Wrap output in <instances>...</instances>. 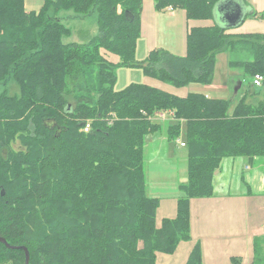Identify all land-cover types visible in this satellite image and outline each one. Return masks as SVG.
Returning a JSON list of instances; mask_svg holds the SVG:
<instances>
[{"label":"trees","instance_id":"1","mask_svg":"<svg viewBox=\"0 0 264 264\" xmlns=\"http://www.w3.org/2000/svg\"><path fill=\"white\" fill-rule=\"evenodd\" d=\"M154 1L157 10L211 19L222 0ZM142 9L143 0H43L39 12H27L25 0H0V84L12 80L19 89L0 91V238L26 247L29 264H158L157 252L172 254L191 239V199L216 194L215 173L226 158L264 160L261 90L233 110L228 99L182 98L144 83L116 90L117 67L138 64ZM69 10H95L99 34L65 42L72 30L56 17ZM227 30L192 27L185 55L154 49L140 67L176 87L210 83L217 54L230 51V64L252 78L264 74V33ZM168 109L178 121L149 119ZM164 125L170 139L185 132L188 181L177 216L158 227L145 143ZM0 264H26L25 251L0 242ZM186 264H203L200 244ZM253 264H264V237L255 241Z\"/></svg>","mask_w":264,"mask_h":264},{"label":"crops","instance_id":"2","mask_svg":"<svg viewBox=\"0 0 264 264\" xmlns=\"http://www.w3.org/2000/svg\"><path fill=\"white\" fill-rule=\"evenodd\" d=\"M234 1L222 0L216 6L214 16L218 25L227 27L228 32L242 33L234 30L245 25V20L249 16L259 19L258 23H263L260 20L262 16L260 13L264 10V0H239L238 9L243 7L247 14V18L239 25L225 16V12L230 11ZM42 6L43 0H25L27 12H39ZM253 13L256 15H248ZM208 20L189 19L185 10L171 6L157 10L154 0H143L141 37L138 41L137 56L143 48L141 62L145 61L151 50L158 48L166 49L176 55H185L189 29L212 26L213 24L206 22ZM102 53L110 61L120 62L119 56L106 50H102ZM143 75L141 83L178 97L184 98L189 93H194L188 87L190 84L176 87L147 76L144 72ZM258 89L264 87H255L252 78L251 86L244 95L247 93L252 95ZM199 93L212 98L208 94ZM179 138L181 136L178 137V141L183 140ZM178 141L170 139L166 129L163 128L148 135L145 143L148 194L160 200L156 212L158 227L162 225L164 219H174L177 216L178 198L183 194L180 185L188 181V150L187 147H181ZM245 161L244 165L237 157L226 158L223 161L215 173L216 194L212 197L191 199V239L180 242L172 254L157 252L158 264H186L197 244L201 246L203 264H234V258L239 259L240 264H253L255 241L264 237V160L256 157L252 161L245 158ZM237 179L242 182L241 185L237 186Z\"/></svg>","mask_w":264,"mask_h":264},{"label":"rangeland","instance_id":"3","mask_svg":"<svg viewBox=\"0 0 264 264\" xmlns=\"http://www.w3.org/2000/svg\"><path fill=\"white\" fill-rule=\"evenodd\" d=\"M237 6H239V3L237 0H235V2L232 3L230 11L228 13L225 12V16L228 15L231 16L233 19H238L240 18V15H245L244 8L241 7V9H238ZM260 14L262 15L260 17V20L263 23H258L259 19H255L254 17L249 16L245 20V25L239 26L234 31H239L242 33L264 32V10ZM56 18L72 29L71 35L69 37L64 38V41L67 43L88 42L94 36L99 34V27L96 20L95 10L91 11L87 15L77 14L73 10L61 11ZM206 22L208 24L211 23V25H216L217 19L216 17H213ZM143 52L144 48L140 49V51L138 52L137 66L131 67L129 69L128 67L123 66L117 67L118 81L116 83V90H122L130 83L143 82L144 75L142 68L140 67V65H142L141 61L143 60ZM232 59H234V57L230 53V51H223L218 53L212 82L196 83L192 85L190 84L188 87L190 88L191 92H202L210 95L212 98L228 99L231 101V110H233V108L239 102L245 92L249 90L252 78L244 73V69L242 67L230 64V61ZM3 89H6L10 94L19 93L18 86L12 80H8L7 84H0V91H3ZM258 90L260 91L264 89ZM261 96L264 97V94H262ZM165 127L166 125H164V130ZM180 136L181 138H183V140H185L184 130L182 131ZM175 139L178 141V137ZM237 158L239 162H241L243 165L246 163L245 158ZM246 173L247 171H245V174ZM238 184H242L239 179H237V186Z\"/></svg>","mask_w":264,"mask_h":264},{"label":"built area","instance_id":"4","mask_svg":"<svg viewBox=\"0 0 264 264\" xmlns=\"http://www.w3.org/2000/svg\"><path fill=\"white\" fill-rule=\"evenodd\" d=\"M253 85L257 88L264 87V74L258 73L253 77ZM149 119L153 122H176L178 121L176 115V109H168L157 111L152 116H149ZM90 129V124L87 123L84 127V131L88 132ZM181 147H186V142L184 140H179Z\"/></svg>","mask_w":264,"mask_h":264},{"label":"water","instance_id":"5","mask_svg":"<svg viewBox=\"0 0 264 264\" xmlns=\"http://www.w3.org/2000/svg\"><path fill=\"white\" fill-rule=\"evenodd\" d=\"M229 17L228 19H232L233 21L235 20V18L233 19L231 16H228ZM0 242H3L6 244L7 247L9 248H16V249H23L25 251V255H26V264H29V259H30V254H29V250L26 248V247H18V246H11L10 244H8V242L3 239V238H0Z\"/></svg>","mask_w":264,"mask_h":264}]
</instances>
